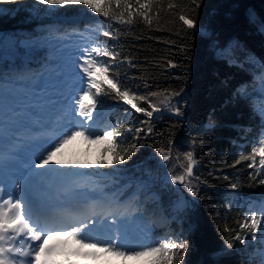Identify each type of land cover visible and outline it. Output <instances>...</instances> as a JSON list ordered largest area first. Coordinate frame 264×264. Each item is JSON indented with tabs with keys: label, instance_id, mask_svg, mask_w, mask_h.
<instances>
[{
	"label": "trees",
	"instance_id": "16d2710c",
	"mask_svg": "<svg viewBox=\"0 0 264 264\" xmlns=\"http://www.w3.org/2000/svg\"><path fill=\"white\" fill-rule=\"evenodd\" d=\"M169 3L177 7L169 9ZM189 5L190 0H157L150 26L138 14L128 24L105 18L84 5L50 8L38 0H0V79L29 81L51 59L45 61L46 52L43 55L32 44L76 29L81 33L92 29V46L119 53L115 61L100 59L113 64L110 71L118 75L122 88L139 96L181 92L176 97H182L177 104L180 113L168 109L152 119L130 110L131 105L114 99V93L99 96L94 120L106 119L118 130L133 128L132 133H124L120 146L135 143L137 147L125 163L101 167V161L112 160V153L106 151L111 141L94 142L95 163L89 160L88 150L80 152L73 143L67 145L62 158L66 176L75 171L87 180V190L116 189L121 197L129 195L133 210L141 208L136 197L141 184H146L157 197L156 207L167 225L154 226L152 238L166 234L189 244L183 260L177 258L173 264H264V239L253 241L247 230L243 233L246 240L231 239L240 223L264 202V184L260 183L264 169L259 168V157L256 168L248 166L251 161L236 163L264 132L260 114L264 107V32L260 30L264 0H199L198 8ZM179 14H190L196 28H187ZM75 16L80 20L74 22L71 18ZM105 31L110 35L104 36ZM30 57L33 62L28 61ZM3 70H10L11 75ZM90 102L86 97L84 103ZM147 104L140 101L137 106ZM148 126L153 129L150 134ZM136 128L145 130L133 139ZM158 148L172 150L176 170L171 171ZM189 151L198 161L194 167L198 195H191V203L181 208L171 190L174 186L162 189L160 178L168 169L170 179L182 174L184 154ZM228 242L234 247L227 248ZM111 261L137 263L135 256H112Z\"/></svg>",
	"mask_w": 264,
	"mask_h": 264
},
{
	"label": "snow or ice",
	"instance_id": "6c2138e0",
	"mask_svg": "<svg viewBox=\"0 0 264 264\" xmlns=\"http://www.w3.org/2000/svg\"><path fill=\"white\" fill-rule=\"evenodd\" d=\"M38 2L50 8L84 5L92 12L119 23L132 24L133 17L138 14L151 26L154 17L150 13L152 12L153 5L157 3V0H135V12H133L134 4L132 0H38ZM190 5H195L198 8L199 0H190ZM175 7L177 5L173 3L168 4L169 9ZM156 15L158 16L159 13H156ZM178 19L189 29L196 28L197 26L196 20L191 18L190 14H179ZM260 30L264 32V24H261ZM103 35L109 36L110 33L105 31ZM118 56L119 53L110 51L107 47L99 45H93L83 49L81 55L78 57L80 61L78 68L80 73H82L81 80L83 86L80 94L75 98L74 106H72L73 115L78 111L81 117H85L89 122L92 121L94 119L93 111L100 103L98 97L101 95L113 96V93L115 94L113 96L114 99L119 98V100L126 101L136 112L144 113L149 118L155 112L162 110L160 105L173 109L177 114L180 113V108L173 106L172 100L180 96L181 92L149 93L150 97H162L160 99V105H158L152 103L149 96H139L126 87L122 88L118 75L110 71L113 68V64L108 60L100 59V57H108L111 58V61H115ZM171 63L169 61V64ZM172 66L175 67V65ZM105 84L108 85L107 88L104 87ZM239 91L243 93L244 90L242 88ZM86 97L91 101L89 105L84 103ZM140 101H147L148 107H138L137 105ZM260 114L264 118V107L261 108ZM144 123L150 124L149 121H145ZM144 130L143 128H136V135L133 136V139H136L139 133ZM146 130L149 134L153 131L151 126H148ZM133 131L131 127L118 130L115 126H109L99 132H95L90 125L81 122L79 127L70 126L69 130L64 132L61 138L50 144L45 149L46 155L41 154L39 159L34 162V167L44 168L48 165L49 161H52L56 152L64 144L68 143L74 137L85 135V133L88 134L89 139L95 137L97 140L105 139L112 143V147L106 149V151L112 153V160L110 162L101 161V167L123 164L134 154L137 145L132 143L121 147L120 140L125 132L132 133ZM156 151L165 162L172 158V150L170 148L167 150L158 148ZM257 157H259V168L264 169V132L259 134L250 152L248 154H242L236 163H240V161H251L248 166L256 168ZM184 160L186 163L182 166V174L173 175L171 177V183L181 184L192 196H197V185L193 183V180H198V177H195L194 174V167L198 161L191 151L184 154ZM33 175L43 176L44 173H33ZM260 183L264 184V179H261ZM16 193L15 199L12 198L10 193L8 194V198L5 199L4 190L0 189V264H46V262H41V256H50L56 251V246H50L48 239L65 234L75 239L82 246L91 244L93 247H102L105 253H111L114 256L155 257L154 264H173V261L177 258L183 260L182 253H186L189 247L187 240L177 242L176 240L168 238L158 240L155 243L145 242L132 244L126 238L122 237L120 232L106 237L101 235L93 236L88 231L90 225L94 226L97 222L93 217H89L87 220H75L71 223L60 222L59 217L63 213L52 212L46 204L34 199L25 184L17 183ZM116 223V219H113L112 224L116 225ZM262 224H264V202H261L259 208L253 210L251 215L240 223V230L235 232L231 236V239L246 240L247 237L243 235L245 230L251 233V239L253 241L264 239V235H258V233L264 234V228L261 227ZM225 230L229 233H233L234 231L230 228H226ZM22 236L37 243H27L26 247H23L22 250V247H16L14 243ZM9 242H13L11 247L8 246ZM233 247L232 242L227 243V248L231 249ZM17 254L20 257H24V259L18 260Z\"/></svg>",
	"mask_w": 264,
	"mask_h": 264
},
{
	"label": "rangeland",
	"instance_id": "374dc122",
	"mask_svg": "<svg viewBox=\"0 0 264 264\" xmlns=\"http://www.w3.org/2000/svg\"><path fill=\"white\" fill-rule=\"evenodd\" d=\"M249 15L253 16V13L251 12ZM72 32H73L72 35L68 37H65L68 34L62 33V34L54 35L49 39L48 38L42 39L32 44V48L34 49L36 48V51L42 50V52H44L43 55H45L46 52L47 57L52 56L54 62L49 67L46 68L47 70L45 71V76L39 79L36 86L28 85L25 88L28 89L26 96L29 95L32 91L34 93L32 94L31 99H35L38 102V104L24 107L26 111H31L35 108H40V103H42L41 99L44 98L45 101H49V96L50 97L55 96L56 99V98H60V96L62 95V97H64L66 101H68L71 105L74 106L75 98H77L76 96H74L75 95L74 93L75 91H78L79 88L82 86V80H81L82 73H80L78 68V64L80 63L78 57L81 55L83 49L92 46L91 41L94 31L92 29H88L86 33H84L83 35H80L77 31H72ZM200 32H204V31L200 30ZM74 36L76 38H74ZM28 61L33 62L32 57H30ZM13 75H19V74H13ZM33 80L36 81L37 77H35ZM0 81L1 83H3V85L7 83L3 79ZM11 84L12 83H10V85ZM14 90L16 92H12ZM18 90L20 89L17 88L16 85H14L12 88L8 90L11 97H7L2 93V95H4L3 102L8 107L14 106L15 103L18 101V98L13 96V94L18 95ZM40 92L46 93V95L41 96L38 94ZM160 99H162V97L150 98L152 103L158 105H160ZM181 99L182 97H180L179 99L176 97L173 98L172 105L178 106L177 104L181 101ZM160 106L162 110L159 112H155L151 117L152 119L156 118L158 113L160 114L163 111H168V109L172 110V113H174L173 109L164 107L163 105ZM129 109L136 112L135 109H133L132 107H130ZM11 114H13V112ZM17 116H21V115L18 113ZM77 122H78V127L81 124V122H83L87 125H90L93 131L95 129H98V123L93 120L89 122L85 118H78ZM104 123L107 122L105 121ZM91 139H89L88 134L85 133L82 140L78 141L76 150L77 151L80 150V152H82L85 146H87V150L89 153L88 158L90 161L95 163V155L93 151L94 146L93 144L90 143ZM66 151L67 150H59L58 152H56V155L53 157L52 161H49L48 165L45 166L46 169H48L47 172L44 171L45 167L42 168L41 170H33L34 173H41V172L44 173L43 176L32 177V181L34 183L33 186L36 192L39 194L42 193V196L44 195V192H46V195H44L43 197H49V198L52 197L53 192L55 190H57V194L59 195L61 190L66 187L67 183L70 184L73 182L72 178L76 179L75 180L76 186L81 185L82 187L84 183L87 182L85 178L82 179L80 176H75V177L71 175L66 176L64 172L65 169L63 167L64 161L62 160ZM168 165L172 172L176 170L178 166L173 159H170L168 161ZM170 169H168L167 172L165 171L163 176L160 178V182L162 184L161 188L162 189L167 188L166 187L167 185L169 188L171 186H174L171 188V190L175 194V198L178 200V206L184 208L191 203L192 198L194 197L191 196V194L187 191V189L183 185L171 183ZM180 172L182 173L183 171ZM102 178H106V177H102ZM193 183L197 185L194 180ZM141 185H142L141 187L142 189H140L139 194H137L136 198L138 201V205L141 207L140 209L139 208L138 209L144 212H141L139 210L133 212L131 211L126 212V215L124 216V220H123L124 230L121 233L122 237L126 238L132 244H139L145 242L155 243L156 241L164 238L171 239V236H167L166 234L163 236L160 235L157 238H152L151 232L153 231V229L151 228V224L153 223H151V220H154L156 222L154 225H157L158 229L166 224L159 217L160 215L156 207L157 197L155 196V194H152L150 191L147 190L146 184L142 183ZM175 187L181 188V190L177 192ZM82 189L84 190V188ZM101 195L102 197L109 198L114 203H117L116 198H113L111 195L108 194H101ZM125 199L126 202H130L131 197H125ZM146 206H152V208L150 209L149 207ZM145 216H147L149 220L146 219ZM156 216L157 218H155ZM111 223L112 221L108 219L107 220L103 219L101 221L97 220L93 228L97 229L98 224L108 226ZM110 232L112 231L109 230L106 231L104 233V236L106 237L108 235H111ZM75 253H77V249L75 250ZM67 254L68 253L66 252V255ZM262 255L264 256V250L262 251ZM112 256L114 255H112L111 253H105L102 247H93L91 244H89L88 248L83 246L80 256H75L77 257L75 261L77 264H112L111 261ZM83 257H86L87 260L91 257H95V260L92 262H81V259H83ZM155 259H156L155 257H151V256L136 257L137 260L136 264H152L155 262Z\"/></svg>",
	"mask_w": 264,
	"mask_h": 264
},
{
	"label": "bare ground",
	"instance_id": "6f19581e",
	"mask_svg": "<svg viewBox=\"0 0 264 264\" xmlns=\"http://www.w3.org/2000/svg\"><path fill=\"white\" fill-rule=\"evenodd\" d=\"M80 16H75V18H71V19H73V21L74 22H77V20H80V18H79ZM50 58H52V56H49V57H47L46 59H45V61H47V60H49ZM53 61H54V59H53ZM41 71V70H40ZM39 71V72H40ZM38 72V73H39ZM1 73H9L10 74V70H3ZM18 73H20V71H18ZM11 75V74H10ZM4 80V78H1L0 80ZM0 83H1V81H0ZM21 83L22 82H17L16 81V87L17 88H19L20 89V85H21ZM3 83H1L0 85H2ZM10 88H12V86L9 84V83H5L4 85H2V86H0V90L2 91V93L4 94V95H6L7 97H11V95L9 94V92H8V90L10 89ZM12 92H16L15 90L14 91H12ZM18 95H19V98H18V102L20 103V101H21V99H22V97H24V89H20V90H18ZM67 114L68 115H70V114H73V111L72 110H67ZM1 115L2 114H0V119H1ZM99 121H98V123L100 124V127L102 126V127H109V126H113V123H108V121L105 119V120H101V119H98ZM107 122V123H104V122ZM50 129V130H49ZM51 129H52V126L51 125H49L48 126V128H47V130H48V132H50L51 131ZM65 129V125L63 126V129H61L60 131H59V133H58V135H60V134H62ZM50 136H53L52 134L50 135ZM21 146H22V148L24 149L26 146L24 145V143L23 144H20ZM20 165H17V169H19L20 170ZM157 205V204H156ZM146 207H149L150 209L152 208V206H146ZM148 209V208H147ZM157 217V216H156ZM155 217V218H156ZM123 225H124V223H122L121 225H119V226H113L112 224H110L109 225V227L113 230V232H114V234L116 233V232H120V233H122L123 232ZM165 226V228H167V226L166 225H163L162 227H164ZM24 238H25V240L22 242L21 241V238H18L14 243H15V246L16 247H22V249H23V247H26V245H27V243H32V241H30V240H28L27 239V237H25V236H23ZM12 244H13V242H9V244H8V246L9 247H11L12 246ZM88 245V244H87Z\"/></svg>",
	"mask_w": 264,
	"mask_h": 264
}]
</instances>
